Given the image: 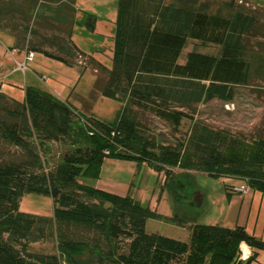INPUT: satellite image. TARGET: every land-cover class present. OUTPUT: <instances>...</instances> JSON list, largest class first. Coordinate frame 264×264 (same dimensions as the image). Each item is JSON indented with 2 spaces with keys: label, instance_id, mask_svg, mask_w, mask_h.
<instances>
[{
  "label": "trees",
  "instance_id": "16d2710c",
  "mask_svg": "<svg viewBox=\"0 0 264 264\" xmlns=\"http://www.w3.org/2000/svg\"><path fill=\"white\" fill-rule=\"evenodd\" d=\"M30 1L0 0V32L13 39L11 50L40 53L67 67L76 65L77 58L85 60L71 41L72 22L59 6L74 0H35L36 7ZM257 29L256 12L241 7L224 17L196 8L193 0H117L111 66H95L104 75L96 85L100 96L122 105L113 124L81 117L66 102L34 87H24L22 103L0 88V264L255 261L264 243L242 227L192 224L186 243L147 234L151 218L182 221L77 178L97 179L104 159H113L145 164L164 177V186L178 183L173 170L204 172L264 194V137L243 139L193 118L197 106L212 101L230 105L235 89L248 85L244 55ZM188 41L218 47V53L190 51L180 65ZM133 109L150 112L173 129L183 121L190 127L183 138L162 144L142 130ZM52 144L63 149L55 163L48 160ZM27 194L49 197L52 216L19 212ZM47 242L55 243L57 256L29 251ZM243 244L251 255L239 262Z\"/></svg>",
  "mask_w": 264,
  "mask_h": 264
},
{
  "label": "rangeland",
  "instance_id": "374dc122",
  "mask_svg": "<svg viewBox=\"0 0 264 264\" xmlns=\"http://www.w3.org/2000/svg\"><path fill=\"white\" fill-rule=\"evenodd\" d=\"M193 2L196 8L218 16L229 17L234 9L241 7L249 12H256L258 18V29L250 37L244 55L249 68L248 85L235 89V99L230 105L212 101L197 106L194 120L212 129L226 130L247 140L256 135L264 137V0H233V9L228 5L230 0ZM30 3L35 7L38 5L35 0ZM61 4L60 8H64ZM41 5L40 3L39 6ZM72 7L71 41L76 49L86 56L85 60L77 58L74 60L76 65L67 67L40 53H33V61L26 64L25 74L17 72L19 85L13 86L11 82L5 81L1 90L8 98L22 103L24 87H34L48 93L57 89L59 98L67 100L79 116L93 117L103 123L113 124L122 105L100 96L96 85L101 84L104 75L96 72L95 66L99 64L107 69L111 66L117 0H74ZM0 42L9 49L13 47L12 41L5 34L0 33ZM190 51L217 55L218 47L202 46L198 42L188 41L179 57L180 65L184 63L185 55ZM6 58L15 68L14 61L19 62L23 53L13 52L14 61L7 55ZM89 59L93 62L91 65L86 61ZM11 79L14 81L15 76ZM131 114L143 131L162 144L183 138L190 127L189 121H183L179 128L173 129L147 111L133 109ZM49 150L48 160L55 163L63 149L58 144H52ZM184 174L173 170L172 175L177 176L178 183L164 186V177L145 164L104 159L97 179L78 177L77 181L107 193L121 197L129 196L160 216L173 218L175 215L178 221H182L181 224L175 220L151 218L146 223L145 232L186 243L189 239L188 226L224 224L222 213H226L227 203L225 186H230L236 181L224 177L213 178L204 172ZM170 189L177 199L176 202L169 192ZM197 196L202 201L199 206ZM52 209V201L46 196L27 194L19 201V212L24 214L49 218L52 216ZM29 251L57 256L54 242L33 244Z\"/></svg>",
  "mask_w": 264,
  "mask_h": 264
},
{
  "label": "crops",
  "instance_id": "0c3cea01",
  "mask_svg": "<svg viewBox=\"0 0 264 264\" xmlns=\"http://www.w3.org/2000/svg\"><path fill=\"white\" fill-rule=\"evenodd\" d=\"M61 5L64 6V8L62 7V9L67 12V17L71 21V15L73 13V9H72L73 5H68L66 3L65 4L62 3ZM0 33L8 36L4 32H0ZM8 37L12 41V45H13V39L10 36ZM21 60L22 58H19V62ZM0 66H1L0 77L2 80L1 81L2 85L4 84L5 81L11 82L13 86L19 85L18 73L17 71H15V68L11 64L10 60L6 58L4 50L1 47H0ZM13 76H15L14 81L11 79ZM51 92H52L51 94L54 95L57 99H59L62 102H66L68 104L67 100L64 101L63 99L59 98L60 96L58 95L59 93L57 89H53ZM233 183L234 184H231L229 186L230 188L235 186H241V184L238 182H233ZM225 193L227 197L226 213L225 212L222 213L223 215L222 220L224 224L219 226L226 228H234L237 226L242 227L249 235L255 237L256 239H259L261 242L264 243V194L260 192H254L250 189L245 194H237L231 191H228V194L227 192ZM196 201L198 206L202 202L199 196L196 197ZM243 247L246 249V254L249 257L251 255V251L248 250V248L244 244L240 246V249L242 251H244ZM252 263L264 264V251L258 252L255 261H253Z\"/></svg>",
  "mask_w": 264,
  "mask_h": 264
},
{
  "label": "built area",
  "instance_id": "2783aa9c",
  "mask_svg": "<svg viewBox=\"0 0 264 264\" xmlns=\"http://www.w3.org/2000/svg\"><path fill=\"white\" fill-rule=\"evenodd\" d=\"M0 47H2V49L4 50L5 55H7V56H9L11 58H12L13 52H16L14 50L12 52L11 49H9L7 47H4L1 44V42H0ZM32 56H33L32 53H28V52L25 51V52H23V58H22L21 62H16L12 58V60L14 61V65H15V71L20 72L22 75H24L25 72L27 71L26 64L28 62H31ZM0 75H1V66H0ZM1 81L2 80H1V77H0V88H1V85H2ZM230 190L233 193L245 194V193L248 192L249 189L247 187H245V186H235V187H231ZM247 258H248V255L245 254V252L241 250V255L239 257V262H244V261H246Z\"/></svg>",
  "mask_w": 264,
  "mask_h": 264
},
{
  "label": "bare ground",
  "instance_id": "6f19581e",
  "mask_svg": "<svg viewBox=\"0 0 264 264\" xmlns=\"http://www.w3.org/2000/svg\"><path fill=\"white\" fill-rule=\"evenodd\" d=\"M243 250L245 251V254H246V249L243 247Z\"/></svg>",
  "mask_w": 264,
  "mask_h": 264
}]
</instances>
